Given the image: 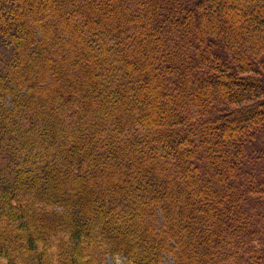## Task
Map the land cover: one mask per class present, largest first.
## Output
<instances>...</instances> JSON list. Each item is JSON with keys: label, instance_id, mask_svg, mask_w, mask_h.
I'll list each match as a JSON object with an SVG mask.
<instances>
[{"label": "trees", "instance_id": "16d2710c", "mask_svg": "<svg viewBox=\"0 0 264 264\" xmlns=\"http://www.w3.org/2000/svg\"><path fill=\"white\" fill-rule=\"evenodd\" d=\"M166 254L264 264V0H0V264Z\"/></svg>", "mask_w": 264, "mask_h": 264}, {"label": "rangeland", "instance_id": "374dc122", "mask_svg": "<svg viewBox=\"0 0 264 264\" xmlns=\"http://www.w3.org/2000/svg\"><path fill=\"white\" fill-rule=\"evenodd\" d=\"M121 16V15H120ZM232 75V74H231ZM230 75V77H225V79L224 80H230V78L232 79V80H234L235 78H234V76H231ZM240 80V79H239ZM239 80H236V81H239ZM235 81V80H234ZM242 82V81H241ZM241 82H239V83H236L237 84V87L239 86V87H242V83ZM159 217H160V215H159ZM124 262H125V260H124V258L123 257H120L119 258V262H118V264H124ZM106 263L107 264H114L115 263V260H114V258H112L111 256H109V257H107L106 258ZM173 262H172V259H171V257L169 256V255H164V257H163V264H172Z\"/></svg>", "mask_w": 264, "mask_h": 264}]
</instances>
